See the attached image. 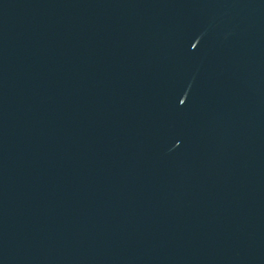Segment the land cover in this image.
Listing matches in <instances>:
<instances>
[{"label": "water", "instance_id": "water-1", "mask_svg": "<svg viewBox=\"0 0 264 264\" xmlns=\"http://www.w3.org/2000/svg\"><path fill=\"white\" fill-rule=\"evenodd\" d=\"M0 264H264V0H0Z\"/></svg>", "mask_w": 264, "mask_h": 264}]
</instances>
